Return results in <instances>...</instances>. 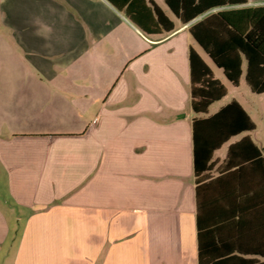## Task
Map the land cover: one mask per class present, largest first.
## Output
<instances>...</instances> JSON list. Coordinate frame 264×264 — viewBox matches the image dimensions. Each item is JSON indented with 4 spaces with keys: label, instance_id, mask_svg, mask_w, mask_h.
Returning <instances> with one entry per match:
<instances>
[{
    "label": "crops",
    "instance_id": "obj_1",
    "mask_svg": "<svg viewBox=\"0 0 264 264\" xmlns=\"http://www.w3.org/2000/svg\"><path fill=\"white\" fill-rule=\"evenodd\" d=\"M10 3L0 264H264L257 126L216 150L197 182L194 121L237 101L255 123L192 37L202 17L184 24L165 0H138L130 16L111 0ZM258 7L264 0L206 15ZM191 50L228 89L207 115L192 107ZM243 85L250 90L244 76L233 92ZM213 124L200 127L203 143L219 142ZM245 137L251 143L231 153Z\"/></svg>",
    "mask_w": 264,
    "mask_h": 264
},
{
    "label": "trees",
    "instance_id": "obj_2",
    "mask_svg": "<svg viewBox=\"0 0 264 264\" xmlns=\"http://www.w3.org/2000/svg\"><path fill=\"white\" fill-rule=\"evenodd\" d=\"M117 8L130 16V7L138 0H122L123 6L111 0ZM169 8L184 23L196 19L190 33L213 63L223 70L225 77L235 87H239L243 76L254 94L264 93V7L221 8L248 4V0H165ZM206 15V16H205ZM163 30L172 31L173 24L164 15L159 17ZM191 97L192 107L197 115L209 114L210 107L228 95V89L218 80L201 56L191 50ZM220 125L218 143H203L199 129L202 125ZM223 128V129H222ZM256 125L237 102L233 101L218 113L206 119L194 121L195 173L200 183V172L205 170L213 153L232 138L253 132ZM251 143L245 137L231 147V153ZM203 163V165H202ZM206 164V165H205Z\"/></svg>",
    "mask_w": 264,
    "mask_h": 264
},
{
    "label": "rangeland",
    "instance_id": "obj_3",
    "mask_svg": "<svg viewBox=\"0 0 264 264\" xmlns=\"http://www.w3.org/2000/svg\"><path fill=\"white\" fill-rule=\"evenodd\" d=\"M161 3H163V6L165 5L164 2ZM9 7H11L10 0H0V44L2 40H8L9 42H12V45H14L13 31L10 30L9 27H7L6 25L7 23H9L7 19ZM207 61L217 72V74L225 80V83L231 91L229 99L236 98L252 114L257 126V130L255 133H253V137L259 142L264 143V95L252 94L251 91L245 85H243L241 89H237L234 93L233 86H231L226 81L223 72L219 70L209 58H207Z\"/></svg>",
    "mask_w": 264,
    "mask_h": 264
}]
</instances>
